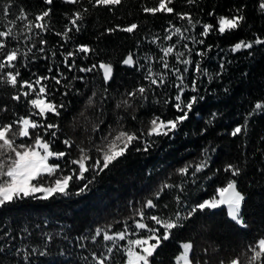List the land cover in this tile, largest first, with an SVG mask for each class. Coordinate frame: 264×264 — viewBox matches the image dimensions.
I'll use <instances>...</instances> for the list:
<instances>
[{
  "label": "trees",
  "instance_id": "trees-1",
  "mask_svg": "<svg viewBox=\"0 0 264 264\" xmlns=\"http://www.w3.org/2000/svg\"><path fill=\"white\" fill-rule=\"evenodd\" d=\"M5 3H11V13L7 17L2 12ZM155 3L156 0H123L121 5L109 11L105 7L93 9L88 5L87 0H82L83 6L88 7L89 12L85 14L81 23V31L78 33L73 31L72 40L65 44L64 49H61L59 45L64 42L54 33L63 31L67 23L65 14L70 15L81 5L65 4L63 0H54L50 6L45 5L43 0H0V30L13 27L9 21L16 19L21 9L26 12L29 19L34 20L36 14L48 7L51 8L47 23L52 31L41 33V37L47 40L45 53H39L33 49L35 59L30 53L27 59L21 56L17 62L23 79H34V73L49 75V67H53L51 75H55V69L59 67L69 79L73 76H86L87 88L81 81H73L74 88L84 93L81 96L72 92L67 97H62L60 93L65 91L63 87L55 85L52 81L45 82L52 89L56 102L64 100L69 104L61 117L57 118L51 114L48 116V122L60 124L62 131L58 133L59 139L55 141L54 147L57 151L69 152L67 159H73L79 155L76 145L83 144L88 147L89 137L99 143L100 136L108 131L109 125L115 126L113 113L115 100L105 105V122L101 125V132L92 133L91 124L83 119L74 120L84 107L87 95H90L93 89H101L103 81L102 76L95 72L88 74L69 72L64 67L63 58L59 54L61 51L72 50L77 44H89L96 49V54H90L87 59L83 58L82 54L76 57L77 66H89L99 60L111 61L114 65V79L110 83V94L117 99L126 90L130 91L139 84H147L144 80V74L147 71L146 56L156 58L151 61L154 71H163L157 62L162 55L157 45L166 46L169 43H175L177 39L175 36L171 41L163 39L166 35L165 30L169 29V21L176 27L189 28V32L185 35L205 40L203 45L193 44L191 39L181 41V45L188 43L189 47L196 51H204L208 45L213 46L201 61L203 67L210 73L219 72L222 59L231 62L220 79L209 83L206 76L200 78V94L205 95V100L196 106L191 119L181 126L171 140L163 138L160 146L147 155L137 153L133 149L114 167L101 173L91 186V190L85 195L58 196L48 201L25 199L0 209V244L8 242V238L3 237V232L10 231L14 237L10 246L28 245L30 248L44 250L45 237L42 233L60 234L56 235L48 245V255L32 257V264H94L90 253L105 252L106 242L101 236L95 243L90 239L83 241L84 247L81 248L76 237L90 235L94 233L96 227H104L108 224H113L114 230L122 229L123 224L117 222H122L131 216L134 207H138L145 198L151 196L161 182L168 179L170 175V182H179L180 177L175 175V170L186 162L199 158L201 149L208 146L209 142L217 150L212 155L211 171L206 170L200 175H211V172L217 168L221 171L211 181L201 179L195 185L189 183L186 186L187 190L181 194L182 200L190 205L212 196L215 194V189L222 186L227 179V174L222 171L223 166L226 163L240 164L244 172L237 179L240 189L248 197L244 205V215L249 227L241 229L233 225L228 220L224 208L213 212L197 213L186 222L183 229L175 231L172 240L164 242L158 249L153 264H175L174 257L180 251L179 242L187 240H192L195 244L194 259L207 260L208 264H220L221 260H228L237 255L242 256L248 244L264 234V173L259 171L264 167V155H262L264 140L261 139L264 137V114L251 118L247 136L240 135L233 138L229 135L233 127L243 123V118L251 110L252 105L257 100H264V46H254L251 50H242L235 54L221 50H227L240 39L250 40L256 35L264 36V15L257 10L258 0H197L191 6L187 4V0H174L172 7L175 12H188L195 19L213 25H216L215 16L227 15L236 7L245 6L246 20L239 29L227 32L223 36L212 32L207 37L200 36L202 31L200 25L190 28L186 20H180L174 13L151 15L141 10L142 6H153ZM209 12H213L214 16L207 15ZM23 23L25 22L17 20L14 32H19ZM129 23H137L139 26L132 34L121 31L105 33V29L109 27L124 26ZM101 33L105 34L101 35ZM154 37H159L157 43H152ZM6 43L9 48L18 47L21 53L31 46L23 39V35L18 40H12L9 37ZM39 46L37 43V48ZM178 50L184 51L182 47ZM52 51L57 53L54 60ZM248 51H251L253 55L249 56ZM129 52H132L138 61L135 67H127L120 63ZM191 58L200 60L195 52ZM169 61L176 64L174 56L169 57ZM139 65H145V67L139 68ZM193 78L194 74L190 71L186 82L190 85ZM175 83V77L170 76L166 85L160 88L153 86L155 98L161 100V103H152L153 93L150 92L149 101L144 107L136 110V120L132 119L131 110L128 113L121 111L120 115L125 116V126L135 130L141 127V121L146 123L153 115L163 114L169 118L174 116L176 114L174 109L170 106L165 107L162 101L165 97L174 98ZM225 88L229 90L227 94L224 91ZM14 91L6 85H0V108L6 109L0 111V122H9L18 115L28 113L29 107L23 98L19 102L11 100ZM193 94L191 91H186L184 97L187 98ZM214 111L220 113L214 126L209 128L205 135H199L200 130L205 127V120ZM196 113H199V116ZM88 115L95 119L98 113L89 110ZM40 131L43 133L42 129ZM35 135L36 132L33 131L32 138H25L23 142L31 143ZM66 137H70L75 142L70 150L61 143ZM92 155L95 156L96 153L93 151ZM54 162L66 166L65 160ZM86 175L91 177V173ZM79 186L74 185L71 190L75 192ZM176 194L174 190L166 191L157 201L158 209L153 211L164 215L175 211L177 206L173 197ZM165 204L169 207L164 208ZM129 224H131L130 220ZM25 225L28 226L30 235L22 231ZM120 243L123 245L125 242ZM108 246H111L110 243ZM62 251L63 255H61ZM84 257H87V260ZM123 258L121 250L114 249L110 254V264H118ZM0 264H24V262L20 257L9 255L5 250L0 253Z\"/></svg>",
  "mask_w": 264,
  "mask_h": 264
},
{
  "label": "snow or ice",
  "instance_id": "snow-or-ice-1",
  "mask_svg": "<svg viewBox=\"0 0 264 264\" xmlns=\"http://www.w3.org/2000/svg\"><path fill=\"white\" fill-rule=\"evenodd\" d=\"M54 0H43L45 5H52ZM197 0H187L189 6L195 4ZM63 3L69 5H81L71 14L67 16V23L63 31H57L54 34L58 36L64 43L59 48L64 49L65 44L72 40V33L81 31V23L85 18V14L89 12L88 7H84L82 0H63ZM88 5L95 9L105 7L111 11L115 6L121 5L123 0H87ZM174 0H156L153 6H142L145 14L156 15L157 13L175 14L180 20H186L190 28L197 25L202 27L201 37H207L212 32H217L223 36L227 32L239 29L246 20L245 6L236 7L227 15L215 16L216 25L212 23H204L199 19H195L188 12H175L172 5ZM257 10L264 15V0H258ZM5 17L11 13V3H5L2 9ZM51 14V8L35 15V19H29L26 12L21 9L19 15L14 20H10L9 24L13 27H7L6 30H0V85H6L12 88L14 94L11 100H23L29 107L26 115H18L9 122H0V209H4L10 205H14L25 199L37 201H48L50 199L68 196H83L91 190V186L96 182L97 177L106 170L114 167L122 158H125L133 149L137 153L147 155L150 151L160 146L163 138L171 140L178 132L181 126L191 119L195 112L196 106L205 100V95L200 94V78L206 76L209 83L213 80L220 79L226 71L230 61L222 59L219 65V72L210 73L201 63L207 53L211 51L212 45H208L204 51H196L189 47L188 43L181 41L192 40L193 44H205L204 39H197L195 36L185 35L189 32V28L176 27L169 21V29H166V35L163 37L165 41H171L173 37H177L175 43L158 44L162 55L159 56L158 63L163 71L156 72L153 69L151 61L156 59L152 56H146L147 71L144 74V80L147 84H139L130 91L120 94L117 99L110 94V83L114 79V65L111 61L99 60L93 62L89 66H77L76 57L82 54L87 59L90 54H96V49L89 44H77L72 50L61 51L59 54L63 58L64 67L69 72L79 73H97L102 76L103 87L99 90H91V94L87 95L84 101V107L81 109L79 116L74 120L83 119L91 124V132H101V125L105 122V105L115 100L113 113L115 115V126L109 125L108 131L100 136L99 143H96L89 137V146L83 144L76 145L79 155L73 159H67L69 152L55 150V141L59 139L58 133L62 131L59 123L48 122V116L61 117L62 112L69 106L64 100L56 102L52 89L47 81L54 82L65 89L61 92L62 97H67L69 93L74 92L75 95H84L79 89L74 88L73 81L79 80L85 84L87 88L88 81L86 76H73L69 79L64 72L56 67L55 75L53 67L48 68L49 75L33 74L34 79H23L21 71L17 67V62L21 56L25 59L32 54L35 59L33 49L39 53H45L47 40L41 37V33L52 31L47 18ZM214 16L213 12L207 13ZM17 20L24 21L19 32H14V26ZM137 23H129L121 26L109 27L105 29V33L112 34L116 31L132 34L138 29ZM105 33H101L104 35ZM31 34V35H29ZM23 39L28 41L31 46L21 53L18 47L9 48L6 41L10 37L12 40ZM38 38V39H36ZM159 37H154L152 43H157ZM37 43L40 45L37 48ZM254 46H264V36L256 35L253 39H240L232 44L227 50L233 54L242 50H251ZM182 47L184 51L178 50ZM218 47V46H217ZM200 57V60H193L192 54ZM53 60L57 53L52 51ZM248 55L253 53L248 51ZM175 57L176 64L169 61V57ZM46 58V57H45ZM120 63L127 67H135L138 64L134 54L129 52ZM179 65H182L181 68ZM145 65H139L144 68ZM192 72L194 78L190 85L186 82L187 75ZM175 77L176 83L173 85L176 89L174 98L165 97L162 101L165 107H172L175 115L171 118L163 114L153 115L146 123L141 121L139 129H129L125 126V116L120 115L121 111L133 113L132 119L136 120L135 112L138 108L144 107L149 101V93L152 92V103L159 104L161 100L155 98L154 88H160L168 83L169 77ZM67 81V83H64ZM58 91V89H57ZM186 91L194 93L190 97L185 98ZM228 93V89H224ZM207 93V89H205ZM6 109L0 108V111ZM93 110L98 113L95 119H92L88 112ZM264 114V100H257L251 107L244 118L243 123L237 124L231 129L229 135L233 138L244 135L247 136L249 131V122L252 117ZM199 116V113H196ZM220 113L212 112L205 120V127L199 132V135H205L209 128L214 126V122L218 119ZM37 117L39 119H37ZM43 130L41 133L40 130ZM87 130V129H86ZM35 131V138L31 143L23 142L25 138L31 139L32 132ZM187 135V134H186ZM50 137V138H49ZM264 140V137H261ZM20 141V142H18ZM61 143L67 149H71L74 141L70 137H66ZM216 147L209 142L208 146L201 149L200 156L197 159L186 162L183 166L175 170V175L180 177L179 182L173 183L171 175L165 181H162L157 190L151 196L145 198L138 207H134L132 215L125 218L122 222L123 227L120 230H114L113 224L104 227H96L94 233L87 236H78L76 241L81 248L84 247L83 241L91 240L93 243L98 237L102 236L106 242L105 252L99 254L95 251L90 253L91 260L94 264H110V254L114 249H120L123 259L118 264H153V259L158 253V249L164 242L170 241L175 236V231L183 229L186 222L191 220L197 213L213 212L217 209H226L228 220L233 225L246 229L249 227L244 215V205L248 199L246 194L240 189L238 177H240L244 168L237 163H226L222 171L227 174V179L222 186L215 189V194L202 199L190 205L185 204L181 194L184 193L186 186L197 184L203 179L211 181L221 169L217 168L211 175L200 174L206 170L211 171L212 155L216 152ZM96 155L93 156L92 152ZM259 151V150H258ZM264 155V153H262ZM65 160L66 166H62L58 162ZM264 173V167L259 169ZM88 173H91L89 178ZM74 185H80L75 192L71 189ZM203 187V185H201ZM169 190H174L177 194L173 197L176 204V210L168 215L156 214L159 201L162 195ZM169 205L165 204L164 208ZM129 220L131 224H129ZM24 233L30 230L27 225L22 228ZM45 237L44 250L28 245L10 246V242L14 237L10 231H4L3 237L8 238V242L0 244V253L5 252L9 255L20 257L24 264H32V257H44L48 255V245L53 241L59 233H42ZM67 239V237H64ZM121 241L125 242L123 245ZM110 243L111 246H108ZM177 255L174 257L175 264H208L207 260L201 261L193 258L195 244L192 240L179 242ZM207 253V249L204 250ZM107 253V254H105ZM63 251L61 255H63ZM87 260V257H84ZM220 264H264V234L250 242L246 252L241 255L234 256L228 260H221Z\"/></svg>",
  "mask_w": 264,
  "mask_h": 264
},
{
  "label": "rangeland",
  "instance_id": "rangeland-1",
  "mask_svg": "<svg viewBox=\"0 0 264 264\" xmlns=\"http://www.w3.org/2000/svg\"><path fill=\"white\" fill-rule=\"evenodd\" d=\"M225 211H226V209H225Z\"/></svg>",
  "mask_w": 264,
  "mask_h": 264
}]
</instances>
